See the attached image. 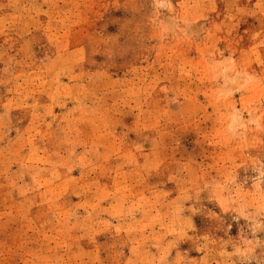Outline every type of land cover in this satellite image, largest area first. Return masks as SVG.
Here are the masks:
<instances>
[{
    "label": "rangeland",
    "instance_id": "obj_1",
    "mask_svg": "<svg viewBox=\"0 0 264 264\" xmlns=\"http://www.w3.org/2000/svg\"><path fill=\"white\" fill-rule=\"evenodd\" d=\"M0 264H264V0H0Z\"/></svg>",
    "mask_w": 264,
    "mask_h": 264
}]
</instances>
